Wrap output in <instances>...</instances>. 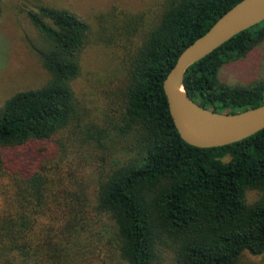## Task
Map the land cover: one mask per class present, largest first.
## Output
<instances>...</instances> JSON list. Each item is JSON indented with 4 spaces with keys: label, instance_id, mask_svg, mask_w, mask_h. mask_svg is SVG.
I'll use <instances>...</instances> for the list:
<instances>
[{
    "label": "trees",
    "instance_id": "16d2710c",
    "mask_svg": "<svg viewBox=\"0 0 264 264\" xmlns=\"http://www.w3.org/2000/svg\"><path fill=\"white\" fill-rule=\"evenodd\" d=\"M240 1L161 0L141 13L112 9L88 18L47 7L28 12L47 78L0 107V169L8 171L2 264H239L244 253H264V128L225 146H191L163 91L180 53ZM263 42L264 20L190 65L184 90L217 113L264 105V79L236 86L219 79L225 64ZM100 45L118 56L106 119L129 150L116 152L87 195L46 174L44 152L78 119L73 83L84 52ZM8 153L16 169L6 167ZM31 162L36 169H17ZM247 191L257 199L249 203Z\"/></svg>",
    "mask_w": 264,
    "mask_h": 264
},
{
    "label": "rangeland",
    "instance_id": "374dc122",
    "mask_svg": "<svg viewBox=\"0 0 264 264\" xmlns=\"http://www.w3.org/2000/svg\"><path fill=\"white\" fill-rule=\"evenodd\" d=\"M161 0H1L0 2V107L18 91L36 88L44 83L47 73L41 67L34 48H40L42 39L31 24L28 12L43 7L70 11L81 18L105 14L112 9L141 13L153 8ZM111 48L89 46L82 57V75L73 83L78 100L79 115L68 128L55 136L49 145L44 164L46 174L72 189L80 188L91 195L99 180L112 164L116 152L129 150V143L116 137L108 125L110 99L115 96L119 60ZM221 82L229 85H247L264 79V42L249 55L225 64L219 73ZM111 139V140H109ZM113 149V151H111ZM5 152V151H4ZM6 154V152H5ZM6 167L16 169L10 154ZM22 172L32 171L31 162L17 166ZM7 168L0 169V211L8 196ZM11 175V174H10ZM249 203L258 197L256 191H247ZM2 260L0 259V264ZM239 264H264V253L252 256L244 253Z\"/></svg>",
    "mask_w": 264,
    "mask_h": 264
},
{
    "label": "water",
    "instance_id": "95a60500",
    "mask_svg": "<svg viewBox=\"0 0 264 264\" xmlns=\"http://www.w3.org/2000/svg\"><path fill=\"white\" fill-rule=\"evenodd\" d=\"M264 20V0H242L186 47L163 80L170 116L180 138L198 148L229 145L264 128V105L235 114L217 113L197 105L183 87L187 68Z\"/></svg>",
    "mask_w": 264,
    "mask_h": 264
}]
</instances>
